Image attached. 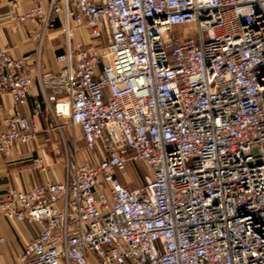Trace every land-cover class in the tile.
Returning <instances> with one entry per match:
<instances>
[{"label": "built area", "instance_id": "2783aa9c", "mask_svg": "<svg viewBox=\"0 0 264 264\" xmlns=\"http://www.w3.org/2000/svg\"><path fill=\"white\" fill-rule=\"evenodd\" d=\"M25 1L0 25L28 26L36 46L33 115L60 143L68 119L95 156L67 150L62 182L7 187L0 217L38 228L14 264H264V0ZM56 33L59 70L43 76ZM35 82L0 49L5 158L42 131L22 113ZM131 160L142 186L118 178Z\"/></svg>", "mask_w": 264, "mask_h": 264}, {"label": "crops", "instance_id": "0c3cea01", "mask_svg": "<svg viewBox=\"0 0 264 264\" xmlns=\"http://www.w3.org/2000/svg\"><path fill=\"white\" fill-rule=\"evenodd\" d=\"M20 13L26 11L25 0H20ZM7 0H0V18L7 14ZM28 26H15L7 23L0 25V49H8L16 57H25L33 66L35 74V92L30 104L22 109V113L40 124L41 133L30 144L19 145L11 158L0 154V199L8 186L25 191L48 181L62 182L66 176V150L61 147L57 135L43 131L45 122L33 115L36 100L43 101L41 93L37 50L29 39ZM64 38L62 34H52L45 43L41 56V73L50 76L59 70L56 56L62 53ZM3 110L0 113V132L6 130V121L14 113V105L8 96L2 98ZM42 159L46 170H39L34 165L36 159ZM38 228L25 221L19 222L0 217V264H14L24 247L37 235Z\"/></svg>", "mask_w": 264, "mask_h": 264}, {"label": "rangeland", "instance_id": "374dc122", "mask_svg": "<svg viewBox=\"0 0 264 264\" xmlns=\"http://www.w3.org/2000/svg\"><path fill=\"white\" fill-rule=\"evenodd\" d=\"M63 122L65 123V128L63 130L65 142L60 144L61 147L66 151L68 150L70 153L76 148L78 151V160L80 162H85L90 160L93 155L95 156L86 146L81 129L78 126L74 127L71 125L68 119H65ZM58 138L60 137L58 136ZM147 175H149V170L142 162L131 160L128 165L127 174L125 176L119 175L118 178L123 185L135 187L142 186Z\"/></svg>", "mask_w": 264, "mask_h": 264}]
</instances>
